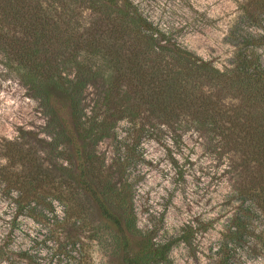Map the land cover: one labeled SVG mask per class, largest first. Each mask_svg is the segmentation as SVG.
<instances>
[{
    "label": "trees",
    "instance_id": "16d2710c",
    "mask_svg": "<svg viewBox=\"0 0 264 264\" xmlns=\"http://www.w3.org/2000/svg\"><path fill=\"white\" fill-rule=\"evenodd\" d=\"M253 2L264 12V0ZM0 52L39 101L50 144L59 155L72 146L77 160L74 172L60 166L54 175L41 157L12 148L8 167L24 165L7 180L18 207L35 201L52 210L53 198L78 195L80 188L113 227L124 264L166 262L174 243L189 242L190 226L163 242L142 233L123 168L109 170L96 146L124 119L130 126L184 124L239 159L226 165L237 176L233 193L241 204L229 220L227 241L244 250L252 237L264 235V67L252 49L218 68L176 42L136 0H0ZM54 178L59 184L50 186ZM50 190L53 198L45 194Z\"/></svg>",
    "mask_w": 264,
    "mask_h": 264
},
{
    "label": "rangeland",
    "instance_id": "374dc122",
    "mask_svg": "<svg viewBox=\"0 0 264 264\" xmlns=\"http://www.w3.org/2000/svg\"><path fill=\"white\" fill-rule=\"evenodd\" d=\"M136 2L176 42L218 68L229 66L247 48L264 67V12L253 0ZM12 64L0 52V264H124L113 227L82 189L64 200L46 192L53 198L52 210L35 201L20 208L16 191H8L9 175L24 168L8 167L6 154L14 147L24 148L32 160L41 157L54 175L60 166L74 172L77 164L72 146L59 155L60 148L50 144L43 109ZM92 92L85 91L86 102ZM96 152L109 170L123 168L137 226L151 232L152 241L174 239L190 226L189 242L174 243L167 261L157 264H264V235L252 237L244 250L227 241L229 220L241 204L233 193L237 176L226 166L234 156L222 154L213 136L184 124L177 129L159 123L130 126L124 119ZM58 184L54 178L50 186ZM138 241L132 239L135 248Z\"/></svg>",
    "mask_w": 264,
    "mask_h": 264
}]
</instances>
